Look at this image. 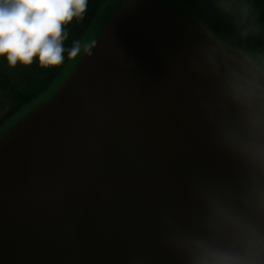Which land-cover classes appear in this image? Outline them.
Segmentation results:
<instances>
[{
	"label": "water",
	"instance_id": "95a60500",
	"mask_svg": "<svg viewBox=\"0 0 264 264\" xmlns=\"http://www.w3.org/2000/svg\"><path fill=\"white\" fill-rule=\"evenodd\" d=\"M112 15L0 150V264H169L156 214L181 203L191 176L220 168L182 70L200 24L158 0Z\"/></svg>",
	"mask_w": 264,
	"mask_h": 264
},
{
	"label": "clouds",
	"instance_id": "9594fccd",
	"mask_svg": "<svg viewBox=\"0 0 264 264\" xmlns=\"http://www.w3.org/2000/svg\"><path fill=\"white\" fill-rule=\"evenodd\" d=\"M215 24L183 56L204 141L220 168L191 176L180 204L155 217L169 264H264V0H207ZM87 0H0V60L58 65L65 26ZM133 264H147L143 254Z\"/></svg>",
	"mask_w": 264,
	"mask_h": 264
},
{
	"label": "trees",
	"instance_id": "16d2710c",
	"mask_svg": "<svg viewBox=\"0 0 264 264\" xmlns=\"http://www.w3.org/2000/svg\"><path fill=\"white\" fill-rule=\"evenodd\" d=\"M111 0H87L83 16L74 18L65 26V49L79 48L86 34L92 29ZM189 7L206 28L215 24L207 0H179ZM264 11V9H262ZM74 54L64 53V59L50 68L39 67L35 61L30 66L9 68L0 60V129L3 124L42 98L55 84Z\"/></svg>",
	"mask_w": 264,
	"mask_h": 264
},
{
	"label": "rangeland",
	"instance_id": "374dc122",
	"mask_svg": "<svg viewBox=\"0 0 264 264\" xmlns=\"http://www.w3.org/2000/svg\"><path fill=\"white\" fill-rule=\"evenodd\" d=\"M165 5L172 7L177 10L179 16L183 19H190L200 24L202 28H206L203 23L199 20L198 16L187 7L182 1L179 0H158ZM128 0H111L110 3L106 4L102 14H99V18L95 22L92 29L86 34L84 39L79 45L78 51L73 55L68 65L66 66L63 73L57 79L52 88L39 100L34 102L32 105L24 109L18 115L13 117L9 122L4 124L0 129V150L10 145L11 141L16 137V134L20 133L24 129V123L28 117V113H33L38 109L42 108L48 101L64 87V85L75 75L80 63L83 60L85 54L89 49L100 41L101 35H104L106 27L113 18V12L119 9L122 5L127 3ZM28 111V112H27ZM25 113V114H24ZM24 114V115H23ZM23 115V116H22Z\"/></svg>",
	"mask_w": 264,
	"mask_h": 264
},
{
	"label": "flooded vegetation",
	"instance_id": "af4514ba",
	"mask_svg": "<svg viewBox=\"0 0 264 264\" xmlns=\"http://www.w3.org/2000/svg\"><path fill=\"white\" fill-rule=\"evenodd\" d=\"M7 122H8V121H7ZM3 126H4V124H3ZM3 126H2V127H3Z\"/></svg>",
	"mask_w": 264,
	"mask_h": 264
}]
</instances>
